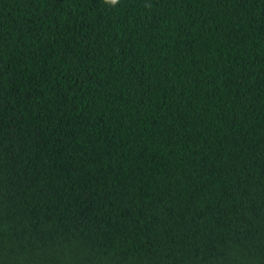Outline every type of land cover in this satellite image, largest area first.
I'll return each instance as SVG.
<instances>
[{
    "label": "trees",
    "instance_id": "trees-1",
    "mask_svg": "<svg viewBox=\"0 0 264 264\" xmlns=\"http://www.w3.org/2000/svg\"><path fill=\"white\" fill-rule=\"evenodd\" d=\"M0 264H264V0H0Z\"/></svg>",
    "mask_w": 264,
    "mask_h": 264
},
{
    "label": "clouds",
    "instance_id": "clouds-1",
    "mask_svg": "<svg viewBox=\"0 0 264 264\" xmlns=\"http://www.w3.org/2000/svg\"><path fill=\"white\" fill-rule=\"evenodd\" d=\"M120 2V0H105V3L110 4V5H117Z\"/></svg>",
    "mask_w": 264,
    "mask_h": 264
}]
</instances>
